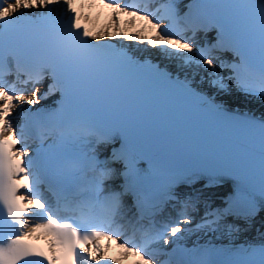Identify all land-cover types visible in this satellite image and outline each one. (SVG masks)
Returning a JSON list of instances; mask_svg holds the SVG:
<instances>
[{
    "label": "snow or ice",
    "instance_id": "snow-or-ice-1",
    "mask_svg": "<svg viewBox=\"0 0 264 264\" xmlns=\"http://www.w3.org/2000/svg\"><path fill=\"white\" fill-rule=\"evenodd\" d=\"M183 8L179 0H0V264H157L158 246L190 230L197 201L180 202L176 219L158 216L176 188L199 181L231 179L238 195L197 229L264 212V112L218 99L235 92L264 106V0ZM212 30L215 42L198 43ZM105 37L136 47L99 43ZM148 49L168 64L149 60ZM57 94L53 107L33 110ZM101 146H111L103 159ZM113 244L118 259L108 254ZM212 256L162 264H264V243Z\"/></svg>",
    "mask_w": 264,
    "mask_h": 264
},
{
    "label": "bare ground",
    "instance_id": "bare-ground-1",
    "mask_svg": "<svg viewBox=\"0 0 264 264\" xmlns=\"http://www.w3.org/2000/svg\"><path fill=\"white\" fill-rule=\"evenodd\" d=\"M87 11H89L88 9H86V12ZM92 11V14L94 13V12H96L97 11V9H92L91 10ZM106 15H107V12L106 13H104L103 14V17H104V19L101 21V22H98V24H103L104 22H105V20H106ZM125 43L129 46V47H136V44H135V42H126L125 41ZM147 56H149V57H153V58H155V60H159V61H161V63H162V65H164V66H166L167 64H168V62L167 61H162V57L160 56V54L155 50V49H148V53H147ZM204 73L203 72H201L200 73V75H203ZM221 74L222 75H224V73L223 72H221ZM197 79H199V77H197ZM225 97V96H224ZM232 95L231 96H226V98H228V99H232ZM226 100V99H225ZM241 102H243V103H245L247 106H249V107H251V108H258L257 109V111L260 113V112H264V107H259L260 106V102H257L256 100H252V101H250L249 99H247V100H243V101H241ZM219 233H221V234H223L222 232H219ZM244 233H242V232H232V233H230V236L226 239V240H228V241H232L233 240V238H237V237H240V236H242ZM221 237V236H220ZM237 240V239H236ZM235 240V241H236ZM103 244L104 243H107L106 241H101ZM111 253H110V255L111 256H113V258L114 259H118L119 258V256H120V249H118V248H116V246H115V244H113L112 245V247H111ZM122 264H134V263H124V262H122Z\"/></svg>",
    "mask_w": 264,
    "mask_h": 264
},
{
    "label": "rangeland",
    "instance_id": "rangeland-1",
    "mask_svg": "<svg viewBox=\"0 0 264 264\" xmlns=\"http://www.w3.org/2000/svg\"><path fill=\"white\" fill-rule=\"evenodd\" d=\"M221 99L223 98V100H229L228 98H226V96L225 97H220ZM229 102H231V103H234V102H237L238 104H239V101H236V100H234V99H232V100H229Z\"/></svg>",
    "mask_w": 264,
    "mask_h": 264
}]
</instances>
